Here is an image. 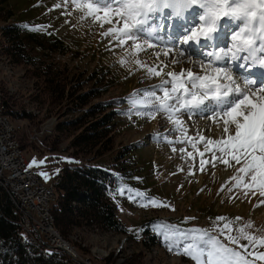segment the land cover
<instances>
[{
  "label": "snow or ice",
  "instance_id": "1",
  "mask_svg": "<svg viewBox=\"0 0 264 264\" xmlns=\"http://www.w3.org/2000/svg\"><path fill=\"white\" fill-rule=\"evenodd\" d=\"M58 8L64 9L62 15L76 12L79 21L98 23L104 29L100 35L109 38L108 50H121L118 63L130 74L143 70L142 80L161 78L125 98L129 108L122 114L149 120L161 115L172 128L152 139L171 145L172 152L177 151L176 144L185 145L179 149L182 159L195 162L194 152L198 153L200 172L207 165L232 169L229 193L240 190L246 198L249 192H259L264 197V0H57L49 10ZM184 117L193 125L198 120L206 124L194 127L190 136ZM173 134L175 139L170 138ZM47 159L33 158L29 167H39ZM112 191L127 194L141 207L171 208L126 183ZM147 227L169 252L189 257L194 264H264V251L259 250L264 248V229L251 219L221 215L211 228L185 229L166 221ZM242 240L247 243L241 244Z\"/></svg>",
  "mask_w": 264,
  "mask_h": 264
},
{
  "label": "rangeland",
  "instance_id": "2",
  "mask_svg": "<svg viewBox=\"0 0 264 264\" xmlns=\"http://www.w3.org/2000/svg\"><path fill=\"white\" fill-rule=\"evenodd\" d=\"M55 3L57 0H0V11L12 8L14 15L10 17L9 21L21 19L29 20L34 26L50 25L46 30L49 32L55 30L69 49L75 52H70L69 54L72 53L73 55L68 54L66 59L69 60V65L75 67V72H83L81 77L88 78L90 73L95 70L97 75L104 72V74H108L107 78L111 76L114 78L113 85H109L106 92L93 98L89 103V106H93L96 102H105L109 99L116 100L117 105L113 108L120 116L117 119L119 125L114 134V147L105 152L104 155L92 157L89 153L94 154V152L90 149L85 150L82 159L83 157H85L84 160L91 157L89 160L113 167V169L119 164L126 165L129 169L133 168L135 175L131 180L136 184L133 188H138L147 195L171 205V208L141 207L133 200H129L127 194H116L113 199L117 204L118 211H120L119 217L125 222L128 229H132L131 233L125 234L109 230L93 223L75 225L67 235L63 234L64 237L60 233L61 231L55 228L71 245L73 255L67 250H60L66 252L72 261L80 264L84 263L75 260L76 257L80 258L79 254L84 257L85 261L89 258L90 261L87 262H91V258L98 260L109 257L115 261V264H194V261L189 257L169 252L161 238L149 230L147 226L154 221H166L185 229L211 228L215 217L226 215L230 218L241 216L245 220L251 219L257 227L264 229V204L259 203L264 200V197H261L259 192H256L255 195L249 192L246 198L240 190L229 193L228 188L231 187V183H227V181L232 174V169L224 170V166L221 164H218L215 169L207 165L206 171L200 172L198 170L200 157L190 146H187V150L194 152L195 162L191 158H181L182 154L179 149L185 145L176 144L177 151L172 152L171 145L152 139L153 134L163 133L172 128L171 123L162 119L161 115L158 114L155 119L149 120L147 118L141 119L135 115L129 119L122 114L129 108L125 98L137 89H146L150 85L158 84L161 78L153 77L142 80L143 70L134 71L133 74H130L129 68L118 63L121 50L119 48L114 51L108 50L109 38L100 35L104 29H101L98 23L93 24L90 20L81 22L77 19L79 13L76 12L70 16L62 15L63 8L50 11L49 9H52ZM68 10H72L71 5H69ZM65 20H69L70 23L66 24ZM6 23L0 19V82L7 85L6 94L13 98L21 97L26 93H39L41 87L37 85L36 79L30 76L29 67L16 63L4 53L3 49L8 47L2 42ZM104 27L107 28L109 25ZM141 58H144L143 54H141ZM152 59L154 57L149 58V62ZM161 59L164 57L161 56ZM184 66L190 67L191 65L185 64ZM178 69L179 66H177ZM88 82L86 87L91 85V81ZM3 96V92L0 91V97L4 98ZM24 100V104L28 106L27 110L32 111L35 115L41 112L42 116L48 117L46 121L37 125L29 118H16L14 116L10 118L17 126L16 133L18 132L17 135L28 164L33 158L37 161L44 160L45 157L48 158L45 164L36 168L39 173L45 172L50 176L49 179L41 176L43 182L50 184L57 175L54 174L55 170L59 169L60 173L66 165V161L73 159V155L69 151H74L75 147L72 146L70 138L81 130L79 127L77 129L71 127L59 131L57 127L59 121L73 116L72 113L68 114L66 111H63L62 114L53 113L46 106H43L44 108L40 111L37 109L36 102L30 101L28 97ZM46 105L49 103L46 102ZM50 107L53 108V106ZM89 119L91 120L92 117ZM184 119L190 125L188 133L190 136L193 134L194 127L203 128L206 124L205 120H198L193 125L187 117ZM195 119L193 117V120ZM59 134L61 137L58 141L55 137L60 136ZM204 135H208L207 130L204 131ZM170 138L175 139V134ZM45 139L46 143L43 144ZM22 141L25 143L24 146ZM48 142L56 144L60 151L49 150ZM123 145L130 148L135 147L134 156L137 163L123 164L122 159L117 157L116 152ZM32 146H36L37 149ZM40 148H42L41 151ZM190 166L193 173L191 175L189 174ZM181 168L183 171L180 170ZM213 172L215 175H212ZM58 178L61 180L62 177ZM226 183L227 186L224 187L223 191H220ZM55 188L56 186L54 191ZM229 197L235 198L229 199ZM54 200L55 197L53 202ZM258 204L259 206H257ZM172 208L175 210L173 211ZM190 217H194V219H187ZM142 228L148 231H137ZM19 231L22 230L19 229ZM22 232L26 234L24 231ZM151 234L155 235L153 237L155 240L149 236ZM137 235H139V239H137ZM23 238L25 239L24 236ZM240 243L245 244L247 242L242 240ZM49 248L51 247L46 245L43 247L44 251ZM259 250L264 251V248Z\"/></svg>",
  "mask_w": 264,
  "mask_h": 264
},
{
  "label": "trees",
  "instance_id": "3",
  "mask_svg": "<svg viewBox=\"0 0 264 264\" xmlns=\"http://www.w3.org/2000/svg\"><path fill=\"white\" fill-rule=\"evenodd\" d=\"M12 15H14L12 8L0 11V19L5 23L8 21L3 30L2 42L8 45L3 49L4 53L16 63L29 67V74L36 79L41 91L13 98L6 94L7 85L0 82V91L4 94V98H0L5 101L3 102L7 114L16 118H29L37 125L43 124L48 117L42 116L41 112L35 115L27 110L28 106L24 104V99L28 97L30 101L36 102L40 111L46 106L53 113L62 114L66 111L73 114L59 121L57 124L59 131L71 127L76 129L79 127L81 130L70 138L72 146L75 147L74 151H69L73 159L67 160L61 172L54 177L56 192L55 200L52 202V213L55 227L62 235H67L75 225L93 223L109 230L128 233L127 225L119 217L117 204L113 199L116 194L112 189L117 184L126 183L132 188L136 186L131 180L135 170L121 164L113 169L89 160L92 156L104 155L114 147V134L120 116L113 108L117 105L116 100L109 99L89 106L93 98L102 95L109 85H113L114 78L112 76L107 78L108 74L104 72L97 75L95 70L88 78L81 77L83 72H75V67L69 65V60L66 59L70 52H75L69 49L55 30L31 31L29 29L34 26L32 22L21 19L9 21ZM24 25H28V29ZM72 53L69 55H73ZM88 81H91V85L86 87ZM46 102L49 105H46ZM60 137L61 135L55 138L59 141ZM45 143L46 139L43 144ZM22 145H25L23 141ZM48 149L60 151L58 146L51 142H48ZM89 149L94 154L89 153L90 158L82 159L84 151ZM134 150L135 147L123 145L118 148L116 155L122 159L123 164H135L137 161ZM116 174H119V177ZM58 177H62L61 180H58ZM19 218V211L0 184V264H80L72 261L62 250L46 253L43 252L42 245L25 242L20 235ZM149 236L155 237L153 234ZM95 261L97 264H115L109 257Z\"/></svg>",
  "mask_w": 264,
  "mask_h": 264
},
{
  "label": "built area",
  "instance_id": "4",
  "mask_svg": "<svg viewBox=\"0 0 264 264\" xmlns=\"http://www.w3.org/2000/svg\"><path fill=\"white\" fill-rule=\"evenodd\" d=\"M11 129L0 122V184L17 205L21 218L20 227L26 236L41 234L47 245L66 247L60 236L54 235L48 220V199L52 198V184H45L33 167H27L23 150L14 149L10 139ZM2 137H9V144H2Z\"/></svg>",
  "mask_w": 264,
  "mask_h": 264
},
{
  "label": "bare ground",
  "instance_id": "5",
  "mask_svg": "<svg viewBox=\"0 0 264 264\" xmlns=\"http://www.w3.org/2000/svg\"><path fill=\"white\" fill-rule=\"evenodd\" d=\"M10 117L11 116L9 114H7V112H6V105H5V103L0 98V122H2L5 126H7L8 128L11 129V131H10V139L12 140V146H13V148L14 149L22 150L23 148L21 146V141L19 139V136L17 135L18 132L16 133L17 126L15 125L14 121L11 119L12 117L11 118ZM2 144H9V137H2ZM0 161H2V152H0ZM55 182H56V180L52 183V198H54L55 192H56V190L54 191ZM52 200L53 199H48V220H49V222L52 223V226H53V229H54V235L60 236L61 242L64 245H66V247L71 248L70 245L68 244V242L55 229L56 228L55 227V219L53 217V213H52V210H51V201ZM12 201H13V199H12ZM13 203H14V201H13ZM14 206L19 211V209H18V207H17V205L15 203H14ZM19 213H20V211H19ZM20 229L22 230L21 227H20ZM27 239H33V240H28V241L38 243L39 245H42L43 247H44V245H46V246H49V247H52V248H56L53 245H47L44 237L41 234H34V236H26V240ZM35 240H37V241H35Z\"/></svg>",
  "mask_w": 264,
  "mask_h": 264
},
{
  "label": "water",
  "instance_id": "6",
  "mask_svg": "<svg viewBox=\"0 0 264 264\" xmlns=\"http://www.w3.org/2000/svg\"><path fill=\"white\" fill-rule=\"evenodd\" d=\"M71 255H73L72 253H71ZM75 260L76 261H79V262H82V263H84V264H89V262H87V261H90V259L89 258H87V261H85L83 258H75Z\"/></svg>",
  "mask_w": 264,
  "mask_h": 264
}]
</instances>
